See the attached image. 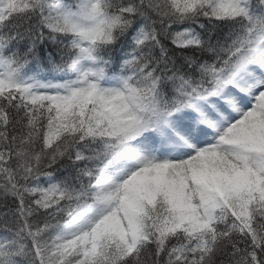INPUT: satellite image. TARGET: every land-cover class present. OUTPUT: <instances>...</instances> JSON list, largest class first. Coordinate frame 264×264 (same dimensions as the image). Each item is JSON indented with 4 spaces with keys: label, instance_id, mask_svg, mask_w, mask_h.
Here are the masks:
<instances>
[{
    "label": "snow or ice",
    "instance_id": "snow-or-ice-1",
    "mask_svg": "<svg viewBox=\"0 0 264 264\" xmlns=\"http://www.w3.org/2000/svg\"><path fill=\"white\" fill-rule=\"evenodd\" d=\"M0 264H264V0H0Z\"/></svg>",
    "mask_w": 264,
    "mask_h": 264
}]
</instances>
